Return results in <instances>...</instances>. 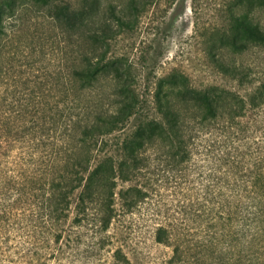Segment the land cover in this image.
I'll return each instance as SVG.
<instances>
[{
	"label": "trees",
	"instance_id": "16d2710c",
	"mask_svg": "<svg viewBox=\"0 0 264 264\" xmlns=\"http://www.w3.org/2000/svg\"><path fill=\"white\" fill-rule=\"evenodd\" d=\"M236 3L213 62L244 95L215 85L196 89L185 75L169 74L157 82L155 116L139 119L121 138L140 100L130 67L107 54L109 40L132 26L126 17L135 0L122 16L111 6L107 18L101 0H0V36L33 9L61 30L66 47L77 40L60 107L11 105L21 121L29 116L26 133L45 137V170L38 180L25 176L19 187L11 185L16 197L9 194L11 204L0 210V264H132L109 234L116 199L127 209L144 199L132 183L150 151L176 167L189 161L197 142L224 168L218 194L208 200L218 209L200 229L207 240L185 239L164 223L154 242L171 248L168 264H264V80L238 62L252 53L264 62V26L255 20L264 0ZM119 181L128 185L116 191ZM29 192L36 194L31 202Z\"/></svg>",
	"mask_w": 264,
	"mask_h": 264
},
{
	"label": "rangeland",
	"instance_id": "374dc122",
	"mask_svg": "<svg viewBox=\"0 0 264 264\" xmlns=\"http://www.w3.org/2000/svg\"><path fill=\"white\" fill-rule=\"evenodd\" d=\"M130 1L101 0L102 13L109 17L112 6L116 15L122 16L123 12L129 13ZM135 2L137 9L126 17L132 26L109 40L107 54L121 58L130 67L140 100L138 113L118 134L121 138L131 132L139 119L155 116L154 91L157 82L169 74L185 75L196 89L215 85L244 95L245 89L237 88L213 62V56L220 53L219 40L230 28L236 0ZM255 20L264 26V11L255 14ZM110 21L114 25L113 18ZM5 31L0 36V210L11 204L9 194L16 197L12 184L19 187L25 176L38 180L45 170V137L38 132L26 133L25 129L31 126L29 116L21 121L11 105L18 109L29 101L42 107L57 102L66 70L77 51L75 38L66 47V36L61 30L44 13L33 9L9 22ZM240 61L250 64L256 77L264 80V62L260 63L254 53ZM57 104L61 106V102ZM147 160L146 168L132 183L143 189L144 199L127 209L117 198L109 234L114 246H120L132 264H168L172 251L154 242L156 226L171 223L177 226L173 227L175 231L186 234L185 239L207 240L208 235L200 229L207 225L204 219L208 215L214 216L210 209H218L219 203L208 200L218 194L221 183L217 178L224 168L219 169L214 154L198 142L189 161L179 166L169 165L152 151ZM216 181L217 185L211 187ZM117 185L116 191L128 183L119 181ZM34 195L29 192V202Z\"/></svg>",
	"mask_w": 264,
	"mask_h": 264
}]
</instances>
